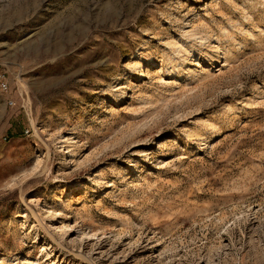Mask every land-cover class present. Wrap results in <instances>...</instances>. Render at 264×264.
Masks as SVG:
<instances>
[{"label": "rangeland", "instance_id": "374dc122", "mask_svg": "<svg viewBox=\"0 0 264 264\" xmlns=\"http://www.w3.org/2000/svg\"><path fill=\"white\" fill-rule=\"evenodd\" d=\"M0 69V264H264V0H0Z\"/></svg>", "mask_w": 264, "mask_h": 264}, {"label": "built area", "instance_id": "2783aa9c", "mask_svg": "<svg viewBox=\"0 0 264 264\" xmlns=\"http://www.w3.org/2000/svg\"><path fill=\"white\" fill-rule=\"evenodd\" d=\"M0 91L3 93H7L10 91V82L5 72H3L1 69H0ZM10 103L12 104L13 102L11 101Z\"/></svg>", "mask_w": 264, "mask_h": 264}]
</instances>
